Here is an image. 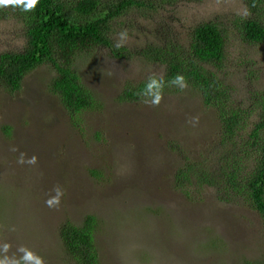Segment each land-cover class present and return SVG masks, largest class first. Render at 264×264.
I'll list each match as a JSON object with an SVG mask.
<instances>
[{"label": "rangeland", "instance_id": "1", "mask_svg": "<svg viewBox=\"0 0 264 264\" xmlns=\"http://www.w3.org/2000/svg\"><path fill=\"white\" fill-rule=\"evenodd\" d=\"M139 15L114 22L115 46L139 51L153 38L149 24L163 21L182 43L199 23L228 26L218 73L236 103L263 106L264 42L244 41L239 25L264 22V2L253 10L249 0H178L149 22ZM22 29L15 19L0 22V54L22 49ZM76 70L99 108L74 122L49 91L55 73L47 65L15 94L0 88V264H74L59 229L89 216L101 264L261 262L264 225L244 201L222 203L213 188L192 200L175 188L185 157L212 165L221 156L220 122L201 94L169 86L151 101L121 103L126 86L161 79L165 69L115 60L105 48L81 56Z\"/></svg>", "mask_w": 264, "mask_h": 264}, {"label": "trees", "instance_id": "2", "mask_svg": "<svg viewBox=\"0 0 264 264\" xmlns=\"http://www.w3.org/2000/svg\"><path fill=\"white\" fill-rule=\"evenodd\" d=\"M178 0H11L0 4V22L15 19L22 25L25 44L21 50L0 54V88L15 94L22 89L27 75L47 65L55 73L49 91L71 122L82 114L96 111L99 101L76 70L78 59L105 48L118 61L138 58L162 66L164 77L135 86H126L119 96L121 103L151 101L152 91L167 87H187L200 93L206 107L214 109L220 122L221 156L209 165L184 158L174 176L175 188L192 200L204 188L216 190L222 203L244 201L264 225V97L261 108L233 100L231 87L219 75L225 68L228 26L203 22L190 27L188 39L176 40L161 22L151 27L152 39L137 52L114 45L113 24L130 12L149 22L160 8L171 10ZM264 0H249L255 10ZM142 15V16H141ZM244 41L264 42V22L257 18L240 23ZM177 77L182 79L177 80ZM257 120L252 122V118ZM9 127L3 130L7 131ZM7 135L9 133L7 132ZM241 142V143H240ZM93 216L81 226L65 222L59 229L63 250L74 264H101L95 244ZM245 264H264L261 262Z\"/></svg>", "mask_w": 264, "mask_h": 264}, {"label": "clouds", "instance_id": "3", "mask_svg": "<svg viewBox=\"0 0 264 264\" xmlns=\"http://www.w3.org/2000/svg\"><path fill=\"white\" fill-rule=\"evenodd\" d=\"M10 2H11V0H0V4H8ZM37 3H38V0H30V4L28 5V7L29 8H34ZM121 38L122 39L124 38L123 34H122ZM119 46H120V44H117V47H119ZM180 79H182V78L181 77H177V80H180ZM155 102L158 103V99Z\"/></svg>", "mask_w": 264, "mask_h": 264}]
</instances>
